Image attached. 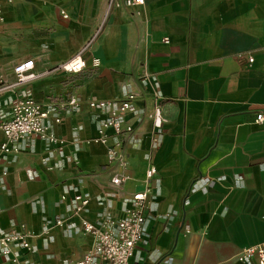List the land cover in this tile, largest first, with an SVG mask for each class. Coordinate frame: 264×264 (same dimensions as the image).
Instances as JSON below:
<instances>
[{"label":"crops","instance_id":"obj_1","mask_svg":"<svg viewBox=\"0 0 264 264\" xmlns=\"http://www.w3.org/2000/svg\"><path fill=\"white\" fill-rule=\"evenodd\" d=\"M122 1H0V80L13 83V66L25 61L39 75L0 95V123L23 94L42 107L76 100L57 108L58 123L47 119L60 150L27 136L17 153H0V235L28 232L27 250L10 247L16 264H72L92 244L79 222L121 217L151 165L128 264H255L235 255L264 243V122H254L264 112V0H143L135 9ZM93 35L81 57L97 58L96 69L49 71ZM126 93L132 132L107 131L106 142L120 143V168L106 162L105 146L86 142L108 116L88 102ZM76 194L87 198L78 212Z\"/></svg>","mask_w":264,"mask_h":264},{"label":"built area","instance_id":"obj_2","mask_svg":"<svg viewBox=\"0 0 264 264\" xmlns=\"http://www.w3.org/2000/svg\"><path fill=\"white\" fill-rule=\"evenodd\" d=\"M0 1L10 2V0ZM142 4L143 0L122 1V5L126 8L135 9ZM112 5H114L113 0H109L107 7L110 8ZM114 6L117 5L115 4ZM61 16L63 18L66 17L63 13H61ZM94 37L95 35L86 41L70 59L56 65L49 71L56 70L65 74H77L86 67L92 70L96 69L99 66V60L97 58L91 57L87 65L81 57L89 48ZM162 42L166 44L168 40L163 38ZM250 61L251 59L249 58ZM31 69V61L14 65L12 68L14 81L13 83H4L0 80V95L15 87L23 86L37 78L39 75L31 73ZM133 100L134 95L132 93H126L119 101L92 100L88 102V107L105 110L108 116L100 122L95 130L94 137L86 142L105 146L104 154L106 162L114 163L120 168H123L125 165L120 149L121 145L118 141L112 145H107V131H110L115 137H121L132 132L131 125L124 122V116L131 111ZM75 106L76 100L69 98L63 105L58 107L65 109ZM58 107L53 105L42 107L27 94L15 98L9 106L8 118L0 123V132L4 138L3 142L0 143V153H17L18 150L15 143L27 136H35L39 140L54 145L56 150H60L63 145V140L52 133L51 127L47 122L48 118H51L53 123L59 122V118L55 113ZM160 122L159 109L156 107L153 111V125L157 127ZM254 122H264V112L256 114ZM154 174L155 169L151 165L144 170L143 188L141 191L131 195L129 206L124 210L121 217L116 219L102 217L95 224L85 220L79 222L82 232L91 237L92 244L89 251L72 264H128L135 245L141 239L144 212L147 206L150 182ZM123 180V177L115 174L111 177L110 184L112 186H118ZM73 201L77 203V206L74 208L75 212L80 211L87 204V198L80 194L74 195ZM55 224L60 226V220H56ZM27 236L28 232L24 230L23 225H19L18 229H10L0 235V257H3L9 264H16L17 257L11 254L10 247L15 244L27 250ZM235 260L239 263L253 260L255 264H264V243H258L240 249L235 255Z\"/></svg>","mask_w":264,"mask_h":264},{"label":"rangeland","instance_id":"obj_3","mask_svg":"<svg viewBox=\"0 0 264 264\" xmlns=\"http://www.w3.org/2000/svg\"><path fill=\"white\" fill-rule=\"evenodd\" d=\"M109 1V0H108ZM107 4H108V2H107Z\"/></svg>","mask_w":264,"mask_h":264}]
</instances>
